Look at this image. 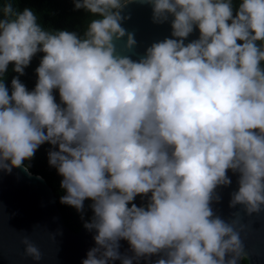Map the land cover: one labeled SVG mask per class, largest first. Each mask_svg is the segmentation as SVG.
<instances>
[{
    "label": "clouds",
    "instance_id": "obj_1",
    "mask_svg": "<svg viewBox=\"0 0 264 264\" xmlns=\"http://www.w3.org/2000/svg\"><path fill=\"white\" fill-rule=\"evenodd\" d=\"M72 2L93 17L82 34L47 29L11 0L0 5V77L10 64L18 74L11 90L0 79V170L28 172L39 147L53 146L60 203L82 213L92 201L84 227L96 246L81 264H238L243 226L213 204L230 171L229 207L264 211V0H136L171 26L138 60L115 43H137L122 27L133 0ZM38 53L29 90L20 76Z\"/></svg>",
    "mask_w": 264,
    "mask_h": 264
},
{
    "label": "water",
    "instance_id": "obj_2",
    "mask_svg": "<svg viewBox=\"0 0 264 264\" xmlns=\"http://www.w3.org/2000/svg\"><path fill=\"white\" fill-rule=\"evenodd\" d=\"M123 14H130L131 18L125 20L122 27L134 33L137 43L129 51L124 47L127 36L116 41L118 54L138 60L151 44L171 37L170 21L153 23L150 5L133 0ZM198 37L196 29L185 43ZM229 176L233 183L231 187L218 189L222 200L214 203L213 209L226 221L238 219V231L243 226L240 235L245 255L238 264L243 260L248 264H264V211L248 215L243 206L230 208V193L237 188V178L230 171ZM94 235L95 232L87 230L84 225L77 232L65 225L55 193L43 177L25 172L23 168H13L11 173L0 170V264H81L87 252L96 246ZM25 239L40 250V261L25 255ZM120 244L122 254L132 255L127 241L122 240ZM158 258L153 256L139 264H155ZM110 264L121 262L116 260Z\"/></svg>",
    "mask_w": 264,
    "mask_h": 264
},
{
    "label": "trees",
    "instance_id": "obj_3",
    "mask_svg": "<svg viewBox=\"0 0 264 264\" xmlns=\"http://www.w3.org/2000/svg\"><path fill=\"white\" fill-rule=\"evenodd\" d=\"M4 2L6 0H0V5ZM11 2L18 10H22L24 7L33 9L38 16L39 23L47 29L76 31L82 34L88 22L93 18L84 10H75L72 0H11ZM42 55V53H38L32 59L30 65L25 68V74L20 76L21 82L29 90H32L35 86L37 80L35 69L38 67ZM12 69L13 65L10 64L7 73L3 77H0V79H4L9 90H11L12 78L18 75ZM54 95L57 102H59L58 91H54ZM52 148L53 146L48 143L41 145L31 161H26L25 163L30 165L29 172L40 175L52 187L65 225L71 231L77 232L84 225L85 221H89L93 215L89 207L92 201H84L82 213L78 212L74 207L60 203V197L66 195V191L60 188L62 177L58 174L56 168L50 166L48 162V152ZM134 202L138 206L144 203L139 196ZM242 264L248 263L246 260H243Z\"/></svg>",
    "mask_w": 264,
    "mask_h": 264
}]
</instances>
